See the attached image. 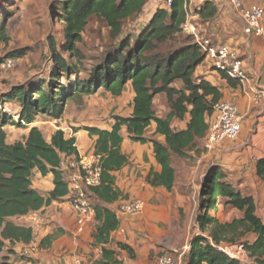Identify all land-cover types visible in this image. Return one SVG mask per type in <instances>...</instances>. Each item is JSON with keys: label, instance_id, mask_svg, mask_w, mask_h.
Segmentation results:
<instances>
[{"label": "trees", "instance_id": "obj_1", "mask_svg": "<svg viewBox=\"0 0 264 264\" xmlns=\"http://www.w3.org/2000/svg\"><path fill=\"white\" fill-rule=\"evenodd\" d=\"M149 1L59 0L65 43L60 53L55 47L51 50L53 66L49 80L14 88L4 97L3 102L16 101L21 108L18 121L0 109V255L6 252L4 258L7 260L14 256L19 257L20 264H39L14 249L17 245H31L35 236L32 227L12 220L39 212L67 197L71 193V181L65 176L68 171H73L71 161L80 159L74 137L67 139L64 131L57 130L48 142L38 127H31L38 114L60 120L67 100L74 96H92L103 90L113 97H121L128 84L134 92L132 115L128 118L113 116L115 123L111 131L98 127L73 130H84L90 137L97 138L94 156L101 167V184L86 192L89 200L94 198L96 201L92 204L97 222L93 246L101 247L100 259L92 264H124L119 258L122 251L135 258L127 244L117 243L116 250L107 248L111 243V233L119 228L120 221L116 211L102 205L125 198L116 187L113 176L129 165V159L122 153V129H127L133 142L153 144L156 161L162 170L160 173L150 171L146 180L152 187H163L169 192L176 186L173 158L188 159L189 153L198 151L201 143L205 142L208 118L223 98L218 86L206 77L196 75L198 67L206 60V53L190 35L182 37L179 47L166 53L160 51L161 46L177 42L184 33L190 14L185 8L186 0H174L169 10L159 8L135 38H124L116 48L108 51L92 68L88 79H70L84 59L78 44L92 17L102 19L113 36L119 37L124 23L139 16ZM218 13L219 9L209 2L195 10V15L203 22L215 19ZM0 39L8 42L5 24H0ZM15 54L12 56L16 57ZM65 54L75 60L76 65L66 59ZM219 74L229 87L236 89L240 86L239 81ZM61 78H66V83H62ZM161 95L166 97L169 108L164 118L154 108L156 98ZM175 120L186 122L185 129H173ZM153 124L155 131L148 137ZM8 126L31 128L24 141L11 144L5 131ZM155 137H163L164 142ZM66 158L70 160L65 165L63 160ZM35 170L43 176L53 175L54 190L47 197L34 188ZM255 174L264 184V157L256 162ZM221 205L237 210L242 217L227 223L220 222L217 214ZM199 208L197 225L200 233L191 239L186 264H242L220 250L224 244L233 246L239 242H242L249 258L257 264H264V222L257 215V203L231 183L219 166H210L204 174ZM248 235H253L254 240L242 241ZM53 240L52 235L41 239L39 249H48Z\"/></svg>", "mask_w": 264, "mask_h": 264}, {"label": "crops", "instance_id": "obj_2", "mask_svg": "<svg viewBox=\"0 0 264 264\" xmlns=\"http://www.w3.org/2000/svg\"><path fill=\"white\" fill-rule=\"evenodd\" d=\"M248 1L247 4H250ZM254 3L256 1L251 4ZM192 18H198V16L195 15ZM216 19L217 17L206 22L205 25L209 27V30L200 27V30L197 28L198 31L203 34V37L207 36L206 32H208L209 36L207 37L217 44L228 43L235 46L240 51L241 58L248 71L249 81L243 88L233 89L228 86L218 72L211 71L210 66H206V62L198 67L196 75L204 76L213 85L218 86L223 94L222 99L233 100L238 104L240 113L244 118L240 136H250L249 146L244 149L238 144V148L230 154L233 162L228 166L231 171H223L229 174L230 177H234L233 180L229 178V181L234 185L236 183L242 185L243 188H246V186L253 188L261 182L255 174V166L256 162L264 157V101L256 104L250 98L251 94L260 91L264 87V37L245 35L241 20L235 23L234 21H225L218 34L219 28L216 27L219 26L216 24ZM126 91L131 95V106L128 112L118 115L124 118L130 117L133 112L134 92L131 84L125 87L124 93ZM167 110L166 115L169 113V108ZM158 115L162 118L166 116ZM60 121L62 122L63 119ZM178 122L177 120L173 121V129H176ZM114 123L113 120H109L108 123L95 124L90 127L111 131ZM65 124H68V120ZM67 127L63 126L57 128V130L64 131L67 139L72 137L76 139L79 158L90 163L97 162L98 160L94 156L97 138L90 137L88 132L84 130L74 132L73 129ZM185 127L179 130H183ZM27 131L26 137L29 133V130ZM154 131L155 124L150 128L147 134L148 137H151ZM121 135L123 137L122 153L129 159V165L113 173V176L116 187L123 193L125 198H121L113 204L102 205L114 212L116 211L117 214V209L122 201L140 199L145 202V209L138 216L122 217L117 215L120 225L117 230L111 233V243L107 248L116 250L117 243H124L131 247L135 255L134 259L126 251L120 252L119 258L124 264H157L159 257L165 252L175 255L179 264H186L192 239L191 226L188 220L192 212L190 197L177 191L176 186L172 192L163 187H152L146 180L148 174L150 171L160 173L162 170L156 161L153 144L131 141L125 127L122 129ZM155 139L164 142L163 137H155ZM240 144L242 143L240 142ZM224 147L226 146L222 148ZM239 147L242 149H239ZM225 153H227L226 150L221 152L222 155ZM69 160L70 158H66L63 163L66 165ZM221 166L225 169L223 164ZM70 174L72 176L69 178ZM73 175V171H68L65 177H68L69 181ZM53 179L52 174L43 176L38 170L33 172L34 188L45 197L54 190ZM251 196L257 203L256 196L253 193ZM70 197L71 194L61 202H53L49 207L23 217L33 216L39 218V221L43 218L47 222L39 241L51 236L50 234H53L56 230V233L52 235L54 240L51 246L46 250H41L42 256L39 264H92L101 257V247L93 246V236L97 227L95 219L88 224L85 233L79 238L78 242L74 243L73 234L76 230L77 215L71 207ZM217 217L222 223L228 222V220H224L221 212H218ZM194 232L197 231L194 229ZM23 247V245H17L14 249L21 255ZM6 255L1 254V256ZM14 259L15 257L11 256L9 263H13ZM14 263L20 264L18 260Z\"/></svg>", "mask_w": 264, "mask_h": 264}, {"label": "rangeland", "instance_id": "obj_3", "mask_svg": "<svg viewBox=\"0 0 264 264\" xmlns=\"http://www.w3.org/2000/svg\"><path fill=\"white\" fill-rule=\"evenodd\" d=\"M58 1L59 0H0V24L6 25V36L8 38V42H4L0 39V62L7 58H18L20 60L16 69L8 72H0V103H6L3 102L4 97L14 88L22 86L28 87L30 84H34L41 80H49L50 71L53 66L51 50L55 47L60 53L61 46L65 43V25L62 18L59 16L60 5ZM245 1L247 3L248 0ZM255 1L256 3L254 4L264 6V0H249L248 2L251 4ZM197 4L198 2L192 5L189 22L199 30L201 29L200 27H202V29L206 28L207 30L209 27L205 25L206 22H203L199 16L198 18H192V16H195ZM157 10L158 9L148 3L139 16L124 23L122 34L119 37L113 36L110 28L102 19L99 17H92L88 21L85 31L82 33L81 43L78 44V48L83 54L84 59L78 64L77 73H74L70 79L72 81L76 78L83 80L88 79L90 71L102 61L104 55L108 51L116 48L122 39L127 37L135 38L138 32L144 27L147 20L150 19ZM227 20L234 21L235 23L240 19L232 8L224 5L219 11L216 19V24L219 26L216 27L219 28L218 34L224 22ZM206 35L209 36L208 32H206ZM188 36V32L184 31L177 42L174 41L161 46L160 51L166 53L172 48L179 47L182 40ZM201 36L203 37V34ZM207 36H205V38H209ZM13 54H15L16 57L12 56ZM64 57L76 65V61L69 58L68 55L65 54ZM206 66L209 65L206 64ZM213 71L216 72L215 70ZM60 81L66 83V78H61ZM8 104L13 111L20 107L16 101L9 102ZM130 106L131 95L127 91L121 97H113L109 93L99 90L92 96H74L67 100L66 110L61 118L63 119L62 122L60 121L61 119L54 120L48 115L38 114L36 116V122L32 127H38L42 131L45 139L50 142L51 136L57 131V128L63 126L66 128L68 125L70 129L74 130L83 129L95 124L108 123L109 120H113V116L128 112ZM154 108L158 114L166 115L168 104L164 95L156 98ZM66 120H68L67 125L65 124ZM185 123L186 122H178L177 127H175L176 130L185 127ZM30 128L31 127H27L26 129L11 126L6 127L5 131L7 133L8 142L12 144L16 141L24 140L28 132L27 130H30ZM249 140L250 136L248 135L244 137L240 136L236 141L227 142L210 152L205 149V142H202L198 151L189 153L188 159L173 158V167L176 171V189L180 193L190 197L189 201L192 205V212L188 219L189 225L191 226L192 238L200 233L197 225V216L200 210L199 199L201 183L205 172L212 165L221 168V164L225 167V169H221L229 171L230 168L228 165L233 162L230 154L238 148L239 145L244 147V149L247 148L249 146ZM240 142L242 144H240ZM223 146L226 147L222 148ZM239 149L242 148L239 147ZM225 150L227 153L222 155L221 152ZM227 175L228 179H234V177H230L229 174ZM235 185L239 187L245 195L251 196L253 193L256 196L257 215L264 222V184L259 182V184H256L253 188L251 186L243 188L242 185L236 183ZM95 202L94 198L89 200L91 205ZM219 212L224 216V220H228V222L242 217L240 212L229 206L221 205L219 207ZM12 221L19 225L32 227L35 243H39V238L43 235V228L45 224H47L43 218L39 221V218L33 216L28 218H16ZM194 229L197 231L196 233ZM55 231L53 234L56 233ZM251 238L253 239V235H248L247 238L242 241L252 242ZM241 243L242 242H239L233 246L224 244L221 248L227 249L230 252L234 251L242 264H257L253 259L249 258L245 250V254L244 251H239V247L242 246ZM41 253L42 251L40 249L37 255L26 258L33 259L37 263H40ZM4 254L6 255V253ZM4 257L5 256L0 255V264H13L16 260H19V257H16L13 263H9V260H7L8 258Z\"/></svg>", "mask_w": 264, "mask_h": 264}, {"label": "built area", "instance_id": "obj_4", "mask_svg": "<svg viewBox=\"0 0 264 264\" xmlns=\"http://www.w3.org/2000/svg\"><path fill=\"white\" fill-rule=\"evenodd\" d=\"M174 0H150L149 3L156 9L163 8L169 10ZM197 8L205 2L212 3L219 11L224 5L232 8L243 23L244 34L250 37H264V6L258 4H247L245 0H186L185 8L190 11L185 26V31L193 37L194 43L199 45L206 53L205 62L218 73L225 74L228 78L239 81L241 84L238 88H243L247 82L248 71L241 58L240 51L233 45L217 44L210 38L201 36L198 29L189 22L191 18V8L193 4ZM20 63L18 58H7L0 62V72H8L16 69ZM253 103L264 101V87L258 92L251 94ZM8 103H1L0 109L15 120H19L21 108L12 110ZM209 130L205 138L204 147L210 152L218 146H222L227 142L236 141L241 134L244 118L240 113L238 104L229 99L219 101L214 109L212 116L208 118ZM98 160V159H97ZM70 167L74 172L71 181V197L70 203L73 211L77 215L76 230L73 234V241L77 243L79 238L85 233L88 224L95 219V209L89 203L86 192L101 184V167L98 161L90 163L85 160L71 161ZM145 209V202L140 199L124 200L117 209V215L122 217H133L140 215ZM220 250L228 254L230 257L240 261L238 255L233 251L220 247ZM244 251L243 245L239 247V251ZM40 249L38 243L24 246L21 255L31 257L37 255ZM245 254V251H244ZM157 264H179L175 255L165 252L159 259Z\"/></svg>", "mask_w": 264, "mask_h": 264}]
</instances>
